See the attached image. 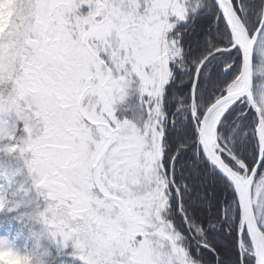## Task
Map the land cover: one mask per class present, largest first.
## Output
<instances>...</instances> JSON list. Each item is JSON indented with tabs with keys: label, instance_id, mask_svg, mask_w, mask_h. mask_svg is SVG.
<instances>
[{
	"label": "snow or ice",
	"instance_id": "snow-or-ice-1",
	"mask_svg": "<svg viewBox=\"0 0 264 264\" xmlns=\"http://www.w3.org/2000/svg\"><path fill=\"white\" fill-rule=\"evenodd\" d=\"M264 264V0H0V264Z\"/></svg>",
	"mask_w": 264,
	"mask_h": 264
},
{
	"label": "rangeland",
	"instance_id": "rangeland-1",
	"mask_svg": "<svg viewBox=\"0 0 264 264\" xmlns=\"http://www.w3.org/2000/svg\"><path fill=\"white\" fill-rule=\"evenodd\" d=\"M8 259H9V264H20V262L15 258H8Z\"/></svg>",
	"mask_w": 264,
	"mask_h": 264
}]
</instances>
